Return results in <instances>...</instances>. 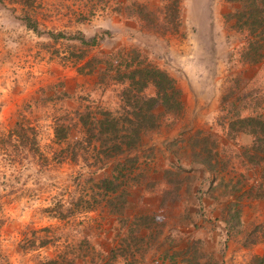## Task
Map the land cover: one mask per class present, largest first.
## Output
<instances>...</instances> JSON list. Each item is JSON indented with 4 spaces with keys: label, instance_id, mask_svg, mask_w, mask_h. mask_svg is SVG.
Returning a JSON list of instances; mask_svg holds the SVG:
<instances>
[{
    "label": "rangeland",
    "instance_id": "1",
    "mask_svg": "<svg viewBox=\"0 0 264 264\" xmlns=\"http://www.w3.org/2000/svg\"><path fill=\"white\" fill-rule=\"evenodd\" d=\"M123 1L36 0L39 32L24 24L15 3L0 2V264L48 256L83 264L90 260L82 255L84 236L101 263L115 248V264H184L191 254L201 264H250L264 252V193L252 196L260 191L257 163L240 160V145L252 135L225 120L264 111V53L242 61L244 37L225 20L227 0ZM91 5L96 12L78 21ZM49 29L97 34L98 43L52 39ZM83 48L87 55L79 57ZM101 52H111L121 70H103ZM141 63L175 79L180 107L153 108L159 122L132 151L134 161L97 170L101 187L90 190L92 206L83 212L89 167L81 156L68 161L67 142L53 141L52 117L88 105L122 111L132 88L119 77L122 65ZM58 88L67 94L62 101ZM154 90L149 83L145 93ZM83 134L77 126L69 141ZM109 179L117 192L126 185L111 204L103 188ZM241 180L248 192L238 217L229 215L234 209L223 214L243 190L232 187Z\"/></svg>",
    "mask_w": 264,
    "mask_h": 264
},
{
    "label": "trees",
    "instance_id": "2",
    "mask_svg": "<svg viewBox=\"0 0 264 264\" xmlns=\"http://www.w3.org/2000/svg\"><path fill=\"white\" fill-rule=\"evenodd\" d=\"M6 0H0L4 3ZM15 3V9L20 10V18L24 24L33 29L36 32L40 31V19L37 16V12L32 6V3L36 0H8ZM116 3H122L123 0H115ZM230 4V10L224 14L226 22L229 23V27L244 37V42L240 48V55L242 61L255 63L260 61L264 53V0H227ZM86 11H81L78 14V21L88 20L96 12L95 5L89 6ZM82 9V8H81ZM78 34H66L62 30L53 31L51 29L46 30V33L52 39L59 37H65L71 40H77L81 45L94 46L98 43V35L94 34L91 37H86L80 30ZM79 57L87 55V48H83ZM111 52H101L98 62H105L104 69L110 71L112 69L121 70V65L116 66L110 62ZM97 61V60H96ZM126 70L119 75L127 84L132 85L133 90L127 89L125 91L126 97L124 103L120 106L123 110H112L104 106H99L97 109L89 108L86 106L85 110H75L71 114L70 110L65 109L64 114L54 115L52 117V132L53 141L67 142L68 147L65 151V157L68 161L74 162L81 156L89 170L87 171V181L89 182L86 188V198L83 199L84 203L81 205V211L85 212L92 206L88 199L90 190H94L96 187L100 188L95 180L97 177V170L106 169L116 170L117 165L127 161L133 162L134 155L132 151L136 148L138 143L142 140L143 136L151 129H153L159 122V114L153 111V108L161 103L166 108H178L180 107V89L175 84V79L168 74L165 70L149 64L144 63L140 66H134L131 64L122 65ZM102 67V66H101ZM81 69V68H80ZM89 71H94L90 69ZM108 74L105 75H109ZM138 77V78H137ZM151 83L154 85V94L145 93V88ZM49 88H53L52 84H49ZM129 88V87H127ZM58 101L64 100L67 96L65 90L62 88L56 89ZM133 91V92H132ZM230 127L238 125V131H248L252 135V140L248 144L240 145V160L244 163L248 162L247 158L254 160L257 163V175L255 181L260 191L252 194L253 197H261L264 193V111L256 112L255 114L228 116L225 120ZM78 126V129L84 131L81 138H72L69 141L73 129ZM88 134V135H87ZM198 153L194 151V153ZM218 152L216 151L215 154ZM199 154V153H198ZM125 161V162H122ZM225 161V160H224ZM115 162L114 166L110 168L111 164ZM229 162V160H227ZM224 167V166H223ZM228 173V172H227ZM226 173V174H227ZM112 179L116 176L112 175ZM217 176L215 175L214 179ZM220 181L223 182L224 176H219ZM109 179L108 183L103 186L107 189L106 201H113V196L117 192L118 186L112 184L113 180ZM232 180V177L228 179V182ZM226 182V185L228 184ZM243 181L241 185L237 186V181L232 185L234 191L243 189ZM126 187L123 186L121 190ZM116 193V196L119 193ZM248 192L247 189H243L241 193L236 194L233 202H228L224 206V213L229 214L232 210L233 213L229 214L233 217H238L240 212V201L242 193ZM235 193V192H233ZM228 215V216H229ZM224 220L227 218L223 216ZM231 218V217H230ZM140 230H137L135 235H139ZM84 253L83 256L89 255L90 260L87 259L83 264H115L114 258L117 255L115 248H110L103 257L102 263L97 261L98 252L95 249V245L87 238L83 237ZM29 247V246H28ZM189 248V245L186 246ZM184 253L188 252V249ZM123 254V253H120ZM125 258V256H124ZM213 258V257H212ZM126 260V258H125ZM184 264H201L198 260H193V254L191 257H186ZM126 264H132L131 261H125ZM39 264H64L62 259H58L57 256H48L43 259L40 258ZM202 264H218V262L202 263ZM220 264V263H219ZM250 264H264V252L252 258Z\"/></svg>",
    "mask_w": 264,
    "mask_h": 264
}]
</instances>
